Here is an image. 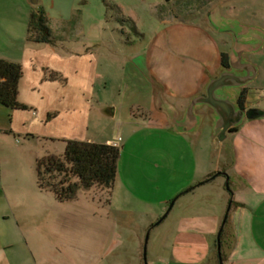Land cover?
I'll return each instance as SVG.
<instances>
[{"label": "rangeland", "instance_id": "1", "mask_svg": "<svg viewBox=\"0 0 264 264\" xmlns=\"http://www.w3.org/2000/svg\"><path fill=\"white\" fill-rule=\"evenodd\" d=\"M56 1L66 6L51 9V16L78 18L76 25L84 33L72 41L50 44L61 56L87 51L91 85L87 101L74 105L81 120L78 127L65 128L67 112H61L62 121L55 126L60 134L52 140L41 126L33 137L15 130L13 113L0 109V264H158V260L159 264H189L187 259L193 263L197 250L186 251L181 244L180 205L210 193L195 203L205 217L220 214L222 225L231 192L226 180L218 177L178 196L194 175L203 178L213 173V177L221 164L229 177L246 185L244 191H234L230 218L237 211L236 197L243 192L264 197V119L245 121L235 136L220 143L213 137L210 111L205 108L199 139L203 166L194 167L195 145L190 148V142L196 141L173 133L165 114L155 107L152 79L182 111L214 77L220 54H229L230 36L214 32L199 18L182 17L187 9L196 10L198 0ZM170 9L172 18L180 21L165 19L164 10ZM223 10L225 17L264 28V0H236ZM248 59L260 74L247 88L256 108L264 110V48ZM104 108L114 109L115 115H103ZM63 132L121 148L112 189L81 190L66 202L39 189L36 162L47 153L64 154ZM197 153L200 156V149ZM175 199L173 211L154 227ZM210 224L205 221V231Z\"/></svg>", "mask_w": 264, "mask_h": 264}, {"label": "crops", "instance_id": "2", "mask_svg": "<svg viewBox=\"0 0 264 264\" xmlns=\"http://www.w3.org/2000/svg\"><path fill=\"white\" fill-rule=\"evenodd\" d=\"M198 1L199 4L197 5L196 10L187 9V11L182 14V17H189L191 19L199 18L200 20H203L211 30H213L207 23V16L218 3L226 0ZM42 2L43 0L39 6L33 7L27 2V0H0V48L2 49L1 52L4 53L3 55L0 52V59L21 64L23 67V77L19 83V102L26 105L28 109L22 111H11L7 109V111H11L13 113V122L16 127L15 130L21 131L26 135L33 137L34 134L38 132L37 127L41 126L48 130L43 134L45 136L49 134L48 136H50L52 140L55 137L57 138L58 134H60L56 131L57 128L55 126L62 121L60 117L61 112H67L66 114L64 113L68 120L65 122V128L69 126L75 128L78 127L80 122H77V120L80 119L77 118L76 112L74 111V105L77 102L87 101V87L91 85L90 80L87 79L90 68L87 66V51L84 55L79 56H70L71 54L61 56L58 54V51H56L57 49H55L50 43H41L38 41L39 36L36 28V16L39 8L43 9L45 12L52 40L72 41L81 33H84V30L80 29L79 24L78 27L76 25L78 18L74 19L72 17L68 20L56 19L49 13L51 9L62 8L63 6H66V4L56 0H49L47 5H43ZM227 5L221 7L223 15V7ZM164 17L170 22L180 21V19L176 17L172 18L173 15L171 9L164 10ZM3 23H6L8 29L5 25H3ZM4 27L6 29H4ZM213 31L216 32L215 30ZM225 44H228V41H225ZM65 50L68 51V53H71L70 50ZM225 57H229V54H220V68H218L214 77L218 76L221 72V67L225 62ZM52 74L56 75V78L51 79L50 75ZM152 80V84L154 85V103L156 109L165 114L156 106V94L157 92L162 91L167 102L176 107L180 114V118L189 106L191 99L196 95L203 94L205 92L206 85L210 81L208 80L206 85L202 87L197 94L192 96L188 104L182 111H180L176 105L172 104L167 99L165 96V89L158 84L154 78ZM255 102L253 93H251L248 89L246 96L247 108H256ZM1 108L3 107L0 106V109ZM205 108L211 112L208 107H204L199 112L202 113ZM141 110L142 109L139 108L137 111L139 112ZM51 114L53 115L52 118L48 119V116ZM102 114L107 117H113L115 115V110L111 108H104L102 109ZM131 114L134 117L135 111L133 110ZM165 116L167 123L169 124L167 115L165 114ZM36 122L38 124H36ZM169 126L172 130V126L170 124ZM239 128L240 126L238 127V130L233 133L234 136L239 132ZM173 133L175 132L173 131ZM63 134L64 136L66 135V141H82L80 138L68 135L67 132H63ZM189 137L195 139L196 141L190 142V148L195 145L194 158L191 163L194 167H197L199 164L200 166H203V147L199 141L201 137V130L199 136ZM213 137L215 138L214 135ZM120 140L121 139L119 138V141ZM106 144L116 145L111 143ZM198 149H200L201 152L199 153L200 156H198L197 153ZM224 166L220 164L218 168H216L214 174H222L217 176L214 180L221 177L223 180H226L227 184V178L229 179L232 190L230 192L234 193V202V191H244V189H246V185L240 181V179L229 177L226 169H224ZM212 174L213 173H210L203 178H199L198 174H196L194 175L193 180H202L201 183H203L212 178ZM194 181H190V183L182 189V191H184L183 193L181 192L178 199L195 191V189L199 187V183L197 185L192 183ZM232 182L235 183L234 187L232 186ZM193 187L195 188L184 194L185 191ZM229 194L230 196L228 198L230 200L232 194ZM209 195L210 193H207L200 195L199 198L197 197L193 200H187L179 207L177 220L179 234H183L184 236L181 242L183 249L189 252H192L193 249L197 250L195 251L196 255H194L195 261H193V263H190L192 261L191 259H187L189 264H218L217 232L221 227V215L215 213L212 216L205 217V213L202 208L198 207L195 203L196 200L201 201L202 199L209 197ZM253 196L254 195L251 193L249 194L243 192L240 194L239 198L236 197V200H239L236 201V203H238V205L236 204L237 211L232 215V218L229 217L230 219L223 238L222 252L224 255V264L225 262L228 264H264V197L261 196L262 198H258L260 196H257V198H255V196ZM177 200L170 212L173 211ZM256 201H258V203ZM170 203L171 202L168 201V205ZM206 220L211 223L208 225V228H210L209 231H205ZM203 234L207 236V241L204 240ZM201 248H204L206 252H204V254L200 252L199 255L198 251Z\"/></svg>", "mask_w": 264, "mask_h": 264}, {"label": "water", "instance_id": "3", "mask_svg": "<svg viewBox=\"0 0 264 264\" xmlns=\"http://www.w3.org/2000/svg\"><path fill=\"white\" fill-rule=\"evenodd\" d=\"M42 0H27V2L37 7ZM236 0H226L218 3L208 14V25L218 33L229 34L232 40V47L229 52V64L222 65L218 76L210 79L205 87V92L194 96L182 117L175 106L169 104L163 96V92L156 94V106L162 110L168 118L172 130L177 134L189 136H199L205 114L200 113L204 107H208L211 112V126L213 135L220 143H224L231 134L245 120L264 119V110L258 108L243 109L238 102L243 88L255 82L259 76V68L248 60V55L260 52L264 48V28L260 26L246 25L239 20L225 17L221 12V7ZM222 173L216 174L198 186L214 180ZM227 178L228 189L231 191ZM193 187L192 189H194ZM189 189L184 192L191 191ZM229 207L225 214L223 223L218 232L217 249L219 264H224L222 256L221 236L229 217V211L233 203L234 193L231 192ZM175 201H172L169 210L155 225L164 221L173 208ZM149 233L145 242L144 259L146 261L147 243Z\"/></svg>", "mask_w": 264, "mask_h": 264}, {"label": "trees", "instance_id": "4", "mask_svg": "<svg viewBox=\"0 0 264 264\" xmlns=\"http://www.w3.org/2000/svg\"><path fill=\"white\" fill-rule=\"evenodd\" d=\"M36 28L38 41L50 43L51 32L47 25L43 9L37 10ZM229 64L225 57L223 65ZM23 77L21 64L0 59V106L11 111L27 110V106L19 102V83ZM56 78V75H50ZM248 88H243L238 102L243 109ZM52 114L48 119L52 118ZM233 129V131H237ZM121 148L116 145L80 140L66 141L63 155L47 153L36 162L38 187L41 191L51 193L58 201H71L81 190H91L95 187L110 190L113 188ZM192 189V188H190ZM229 217L221 236V246L228 225ZM224 259V255L222 252ZM219 264V259H218Z\"/></svg>", "mask_w": 264, "mask_h": 264}, {"label": "flooded vegetation", "instance_id": "5", "mask_svg": "<svg viewBox=\"0 0 264 264\" xmlns=\"http://www.w3.org/2000/svg\"><path fill=\"white\" fill-rule=\"evenodd\" d=\"M244 108H245V109H248L247 106H246V100H245ZM228 184L231 185L230 181L228 182ZM234 185H235V183L232 182V186H233V187H234Z\"/></svg>", "mask_w": 264, "mask_h": 264}]
</instances>
